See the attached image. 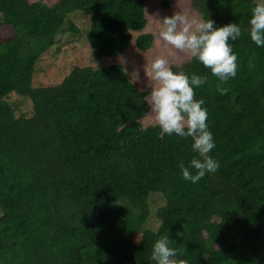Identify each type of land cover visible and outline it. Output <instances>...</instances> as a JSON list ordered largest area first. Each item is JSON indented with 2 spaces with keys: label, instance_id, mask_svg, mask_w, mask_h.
<instances>
[{
  "label": "trees",
  "instance_id": "trees-1",
  "mask_svg": "<svg viewBox=\"0 0 264 264\" xmlns=\"http://www.w3.org/2000/svg\"><path fill=\"white\" fill-rule=\"evenodd\" d=\"M254 3L190 0L200 19L242 33L229 41L238 69L225 82L192 56L170 65L207 77L194 91L219 168L192 183L179 168L200 158L192 139L147 121L151 90L104 61L132 42L151 47L145 0H0V264H155L152 246L165 235L188 264H264V46L250 38ZM59 33L82 34L97 64L72 65L53 82L37 63ZM13 94L29 111L17 113Z\"/></svg>",
  "mask_w": 264,
  "mask_h": 264
},
{
  "label": "clouds",
  "instance_id": "clouds-1",
  "mask_svg": "<svg viewBox=\"0 0 264 264\" xmlns=\"http://www.w3.org/2000/svg\"><path fill=\"white\" fill-rule=\"evenodd\" d=\"M158 21L157 35L166 45L195 57L222 82L235 77L237 55L229 41L241 36L238 23L214 27L215 22L211 19L189 18L180 11ZM250 38L257 46H264V0H255L251 8ZM146 75L153 81L147 102L156 125L168 135L190 137L192 150L200 157L194 156L188 167L183 162L179 163L183 179L196 183L206 173H215L219 163L209 155L215 143L207 124L208 112L203 106L204 100L196 99L194 91V86L204 85L207 77L174 72L164 56H156L151 61ZM218 91L225 94L227 90L218 88ZM190 169L195 170V174ZM139 242L138 237L136 243ZM169 245V237L160 236L152 246L150 259L155 264H188L177 249Z\"/></svg>",
  "mask_w": 264,
  "mask_h": 264
},
{
  "label": "rangeland",
  "instance_id": "rangeland-1",
  "mask_svg": "<svg viewBox=\"0 0 264 264\" xmlns=\"http://www.w3.org/2000/svg\"><path fill=\"white\" fill-rule=\"evenodd\" d=\"M51 2L53 0H43ZM146 11V31L153 34L154 40L147 50L140 51L132 42L131 46L119 57L104 59L106 63H122L126 71L131 74L134 79L141 83L148 90L153 81L148 78L146 71L150 70L151 61L156 56H164L169 60L170 65L180 64L190 58L188 53L180 52L170 45H166L158 38L159 21L164 16H171L175 12L180 11L189 16V18L200 19L196 11L192 9L190 0H167V6H163V0H145ZM81 21H84L81 19ZM87 44V40L82 34L70 35L68 33H59L56 36L55 44L47 51L37 63L41 66L47 77L53 82L59 81L63 74L72 65H92L97 64L96 60L91 57V49ZM103 61V62H104ZM34 76V83H36ZM150 93V92H149ZM148 93V94H149ZM148 96V95H147ZM27 97H21L13 94L11 100L16 103L19 110L30 109V102ZM154 117L150 113L147 121L152 122Z\"/></svg>",
  "mask_w": 264,
  "mask_h": 264
}]
</instances>
